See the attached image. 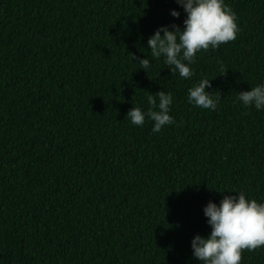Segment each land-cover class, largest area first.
Instances as JSON below:
<instances>
[{
	"label": "trees",
	"instance_id": "1",
	"mask_svg": "<svg viewBox=\"0 0 264 264\" xmlns=\"http://www.w3.org/2000/svg\"><path fill=\"white\" fill-rule=\"evenodd\" d=\"M225 3L236 40L183 79L147 48L158 27L183 28L176 0H0V264H200L209 201L264 202V111L236 102L264 82V0ZM201 78L215 111L188 103ZM160 91L175 124L133 126L128 111ZM241 264H264V247Z\"/></svg>",
	"mask_w": 264,
	"mask_h": 264
},
{
	"label": "clouds",
	"instance_id": "2",
	"mask_svg": "<svg viewBox=\"0 0 264 264\" xmlns=\"http://www.w3.org/2000/svg\"><path fill=\"white\" fill-rule=\"evenodd\" d=\"M176 3L186 14L183 28L177 24L158 27L149 37L147 48L151 57L156 60L163 58L172 74L191 79L194 75L191 65L195 63L197 53L217 49L236 40L239 25L236 13L225 0H176ZM170 15L179 19L181 14L173 9ZM132 60L138 61L135 64L146 73L152 66L148 56H132ZM220 70L223 74L227 72L222 64ZM212 80L201 78L188 89L190 105L210 111L217 109L222 99L219 92L206 91V88H212ZM236 102L245 108L264 111V82L239 92ZM146 103L149 105L147 110L133 107L126 114L125 118L133 126L143 127L147 119L152 122L155 134L175 124V118L170 115L173 104L171 92L148 93ZM225 192L238 195H224L219 204L209 201L203 213L211 231L206 237L196 234L191 240L192 256L200 264H241L244 250L264 247V202L249 199L243 190Z\"/></svg>",
	"mask_w": 264,
	"mask_h": 264
}]
</instances>
